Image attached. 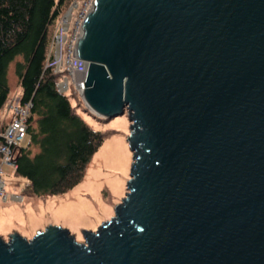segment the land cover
<instances>
[{
	"label": "water",
	"instance_id": "obj_1",
	"mask_svg": "<svg viewBox=\"0 0 264 264\" xmlns=\"http://www.w3.org/2000/svg\"><path fill=\"white\" fill-rule=\"evenodd\" d=\"M81 93L124 111L114 213L77 241L0 236V264H264V0H92Z\"/></svg>",
	"mask_w": 264,
	"mask_h": 264
},
{
	"label": "trees",
	"instance_id": "obj_2",
	"mask_svg": "<svg viewBox=\"0 0 264 264\" xmlns=\"http://www.w3.org/2000/svg\"><path fill=\"white\" fill-rule=\"evenodd\" d=\"M71 0H0V114L9 97L8 68L29 102L27 140L16 157L14 173L37 194H58L82 177L106 134L89 126L56 88L59 73L46 65L49 26ZM0 116V132L5 126ZM2 137L0 135V142ZM30 145L37 149L32 153Z\"/></svg>",
	"mask_w": 264,
	"mask_h": 264
},
{
	"label": "rangeland",
	"instance_id": "obj_3",
	"mask_svg": "<svg viewBox=\"0 0 264 264\" xmlns=\"http://www.w3.org/2000/svg\"><path fill=\"white\" fill-rule=\"evenodd\" d=\"M75 1L77 4L72 9L69 27L65 30L67 38L62 43L63 50L67 46L80 9L91 2ZM70 4L49 26L50 37L54 24L68 11ZM64 76L68 79V88L61 93L67 97L73 111L89 126L104 132L106 136L91 155L81 179L63 193L37 194L27 185L25 177L7 168L3 174L7 197L6 199L0 197V236L3 238L12 231L29 238L37 230L54 224L67 228L77 241H82V231L94 230L102 221L111 217L115 205L125 194L132 163V151L127 141L130 121L126 112L108 117L93 113L84 104L67 71L63 70L59 74V80ZM7 78L10 88L8 103L21 93L14 73V63L8 68ZM2 111L3 116L2 114L0 116L3 117V121L8 120L6 114L9 112H6V106ZM29 147L32 153L37 149L33 145ZM11 194H21L22 199L12 198Z\"/></svg>",
	"mask_w": 264,
	"mask_h": 264
},
{
	"label": "built area",
	"instance_id": "obj_4",
	"mask_svg": "<svg viewBox=\"0 0 264 264\" xmlns=\"http://www.w3.org/2000/svg\"><path fill=\"white\" fill-rule=\"evenodd\" d=\"M77 2L73 0L70 4L68 11L60 17L59 22L54 24L46 65L52 66L53 71L61 73L63 70L67 71L75 86V89L81 96L83 89L82 75L83 70L87 69V62L76 55V42L81 34V23L87 11L91 8L92 0L87 6L80 9L78 18L71 30L70 38L67 42L66 48L63 50L62 43L67 38L65 30L69 27V20L72 9L76 6ZM56 88L62 92L68 88V79L64 76L61 80L56 81ZM12 99V98H11ZM29 102L20 103L17 97L6 104V112H9L8 120L0 132L2 140L0 142V197L6 199L7 194L4 191L3 174L7 168L13 171L16 168V157L21 146L27 140L29 114ZM12 198L17 200L22 199L21 194H11Z\"/></svg>",
	"mask_w": 264,
	"mask_h": 264
},
{
	"label": "crops",
	"instance_id": "obj_5",
	"mask_svg": "<svg viewBox=\"0 0 264 264\" xmlns=\"http://www.w3.org/2000/svg\"><path fill=\"white\" fill-rule=\"evenodd\" d=\"M6 106V105H5Z\"/></svg>",
	"mask_w": 264,
	"mask_h": 264
}]
</instances>
